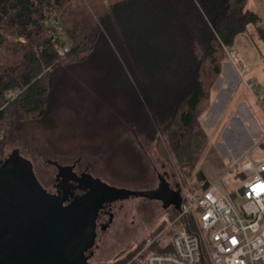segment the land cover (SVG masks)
<instances>
[{
	"label": "trees",
	"instance_id": "obj_1",
	"mask_svg": "<svg viewBox=\"0 0 264 264\" xmlns=\"http://www.w3.org/2000/svg\"><path fill=\"white\" fill-rule=\"evenodd\" d=\"M250 1L0 0V164L14 131L44 121L72 75L99 57L104 95L119 93L131 106L129 129L174 160L190 192L208 190L213 183L197 171L200 121L226 63L223 45L262 20ZM54 21L68 42L52 35ZM184 201L180 195L171 220ZM145 241L111 264H145L148 253L135 259ZM170 250L161 240L149 252Z\"/></svg>",
	"mask_w": 264,
	"mask_h": 264
},
{
	"label": "rangeland",
	"instance_id": "obj_2",
	"mask_svg": "<svg viewBox=\"0 0 264 264\" xmlns=\"http://www.w3.org/2000/svg\"><path fill=\"white\" fill-rule=\"evenodd\" d=\"M249 8L264 20V0H251ZM52 25L60 41L68 42L60 23L54 21ZM259 28L263 30L264 38V24ZM258 34L256 32L253 36L258 38ZM237 40L235 47L242 55L240 40L243 37ZM250 43L249 38L247 44ZM118 57L122 59L120 55ZM99 60L96 57L92 62L98 63ZM97 63L87 70H78L76 77L72 75L69 86L56 96L44 121L25 123L14 131L4 159L12 160L21 155L30 160L38 180L51 194L63 179L64 169L71 170L75 178L88 175L108 186L135 194L155 192V197L130 195L117 200L109 204L108 210L100 217L96 247L89 264H111L126 258L161 224L171 221L169 214L173 208L168 210V203L157 196L161 188L169 191L165 187L168 185L183 198L201 189L197 187L190 192L174 160L171 158L172 162H168L162 158L155 144L143 134H137L134 127L129 129L131 106L111 89L112 92L104 95V72ZM208 109L209 106L200 121L203 135L197 171L205 172L240 209L246 201L237 195V191L244 177L237 171L230 172V160L224 157L227 123L222 120L210 128L212 121ZM162 184L166 185L161 187Z\"/></svg>",
	"mask_w": 264,
	"mask_h": 264
},
{
	"label": "built area",
	"instance_id": "obj_3",
	"mask_svg": "<svg viewBox=\"0 0 264 264\" xmlns=\"http://www.w3.org/2000/svg\"><path fill=\"white\" fill-rule=\"evenodd\" d=\"M223 49L241 86L264 113V97L249 77L251 64L234 46ZM263 142L264 137L243 156L230 160L229 171L244 177L237 191L246 201L240 209L217 183L187 195L178 216L148 237L135 259L148 253L145 264H264V160L252 158ZM161 240H168L171 250L149 252Z\"/></svg>",
	"mask_w": 264,
	"mask_h": 264
},
{
	"label": "water",
	"instance_id": "obj_4",
	"mask_svg": "<svg viewBox=\"0 0 264 264\" xmlns=\"http://www.w3.org/2000/svg\"><path fill=\"white\" fill-rule=\"evenodd\" d=\"M89 179L90 190L70 200L49 193L27 158L1 163L0 264H89L105 206L130 195L155 197Z\"/></svg>",
	"mask_w": 264,
	"mask_h": 264
},
{
	"label": "crops",
	"instance_id": "obj_5",
	"mask_svg": "<svg viewBox=\"0 0 264 264\" xmlns=\"http://www.w3.org/2000/svg\"><path fill=\"white\" fill-rule=\"evenodd\" d=\"M262 24L263 19L257 26H249L247 33L236 38L234 47L237 39L243 37V40H240L243 43L240 50L251 64L250 76L258 83L264 97V38L263 30L259 28ZM256 32L259 33L258 38L253 36ZM249 38L252 44H247ZM208 113L212 121L210 128L222 120L227 123L224 157L229 160L243 156L254 143L264 137V113L241 86L237 73L228 62L224 64L222 75L213 90ZM263 152L264 142L252 152V157L255 155L254 159L264 158ZM170 206L167 207L168 210Z\"/></svg>",
	"mask_w": 264,
	"mask_h": 264
},
{
	"label": "flooded vegetation",
	"instance_id": "obj_6",
	"mask_svg": "<svg viewBox=\"0 0 264 264\" xmlns=\"http://www.w3.org/2000/svg\"><path fill=\"white\" fill-rule=\"evenodd\" d=\"M63 175H64L63 179L55 186V191L52 194L66 197L72 200L74 197L83 195L90 190V184H89L90 179L88 175H84V176L82 175L81 178H75L73 172L68 169L63 170ZM163 185L164 184H162L161 187ZM165 187H167L169 191L162 190L163 188H161L157 195L158 198L170 202L171 205L170 207L178 208L180 204V194L171 191L168 185H166ZM109 207L110 205L108 204L101 211L98 219V227H99L100 217L108 210ZM104 227L106 228V226Z\"/></svg>",
	"mask_w": 264,
	"mask_h": 264
}]
</instances>
